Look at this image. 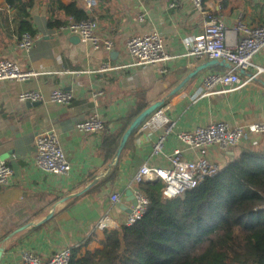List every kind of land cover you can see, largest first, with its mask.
Segmentation results:
<instances>
[{"label": "crops", "instance_id": "crops-1", "mask_svg": "<svg viewBox=\"0 0 264 264\" xmlns=\"http://www.w3.org/2000/svg\"><path fill=\"white\" fill-rule=\"evenodd\" d=\"M22 1L33 2L31 22L37 30L29 53L18 47L16 10L0 0V60L14 61L21 71L33 74L26 81L0 82V163H7L14 172L12 185L0 187V246L5 250L0 264L19 263L25 251L49 260L66 248L79 249L83 255L101 250L106 237L104 230L97 229L98 222L109 216L117 228L124 225L133 207V181L139 169L145 164L167 165L165 157L153 152L162 132L142 127L113 164L116 156L110 160L102 151L104 134L84 135L76 130L79 121L95 112L103 118L109 134L122 137L128 129L124 120L139 107L143 112L158 101H164L162 107L176 123V132L219 122L231 126L264 123V74L238 91L196 100L203 77L227 70L215 66L170 96L192 71L207 62L185 57L187 43L202 34L207 14L224 19L228 44L235 47L244 37L239 23L264 26V0L207 2L202 12L189 0H96L92 10L87 8V0H61L65 5L76 3L97 21L98 34L114 43L110 53L93 51L61 28H48L51 13L56 20L71 21L51 6V0ZM154 31L161 33L172 59L154 66H131L127 41ZM254 62L264 69V50ZM106 66L111 68L102 71ZM163 70L167 72L163 74ZM253 74L249 71L242 77L249 80ZM56 90L72 92L73 103L61 106L44 101L29 107L18 101L25 91H41L48 100ZM97 92L103 95L92 99ZM49 130L58 135L71 163L66 176L55 177L35 166V138ZM179 147L176 136H169L164 153L169 155ZM262 149L264 134L249 135L234 149L212 147L208 159L223 168L244 150ZM113 169L116 173L107 179ZM113 195H119L120 201L112 202Z\"/></svg>", "mask_w": 264, "mask_h": 264}, {"label": "built area", "instance_id": "built-area-1", "mask_svg": "<svg viewBox=\"0 0 264 264\" xmlns=\"http://www.w3.org/2000/svg\"><path fill=\"white\" fill-rule=\"evenodd\" d=\"M195 9L203 11L208 3H216L220 0H189ZM96 7V0H87V8ZM171 7H174L172 5ZM238 29L244 37L235 47L228 44V29L225 21L220 16L208 13L203 32L187 43L185 57L207 61H225L231 65L221 73L208 74L202 78L196 93V100L212 95L227 94L242 89L249 81L264 74V69L254 62V57L264 50V26L245 27L239 23ZM62 31L79 37L81 42L87 44L95 52L104 50L110 53L114 49V43L98 34V23L94 19L83 21L72 20L61 28ZM35 44V39L29 34H23L18 40L19 49L29 53ZM126 49L132 60L131 66L148 67L165 63L170 58L165 51V43L161 33L154 31L143 37H132L126 43ZM111 67L106 66L102 71ZM241 71H254L249 80H244ZM163 74L166 70L162 71ZM33 74L21 71L14 61L0 60L1 81H26ZM102 92L93 93L92 99L97 100ZM72 92L56 90L51 93L48 100L41 91H25L19 94L18 101L22 104L49 103L70 106L73 103ZM176 123L167 114V108L161 107L152 114L141 126L142 129L151 132H162L157 137L153 152L157 156L165 157V167H153L143 165L134 177L133 195L136 205L132 207L125 219L124 225L133 226L141 221L149 205L150 199L142 192L144 183L159 181L163 184L162 198L171 200L183 196L196 189L207 178L218 174L220 168L208 159V152L212 147L223 150L234 149L239 146L249 135L260 136L264 134V123H254L247 126H231L219 122L207 126L197 127L191 132H176ZM76 130L84 135H102L105 123L99 113L95 112L88 119L79 121ZM175 135L181 147L171 154L164 153V143L167 137ZM35 166L55 177L66 176L71 170L61 146L58 135L53 130L38 133L35 138ZM187 157V158H186ZM14 172L7 163H0V187H8L13 183ZM120 201L119 195L112 196V202ZM117 228L109 216L103 217L97 225L98 230ZM72 249L66 248L54 254L49 260L41 259L31 251H25L17 264H69L72 259Z\"/></svg>", "mask_w": 264, "mask_h": 264}, {"label": "trees", "instance_id": "trees-1", "mask_svg": "<svg viewBox=\"0 0 264 264\" xmlns=\"http://www.w3.org/2000/svg\"><path fill=\"white\" fill-rule=\"evenodd\" d=\"M16 10L18 34L35 38L31 22L33 2L5 0ZM51 6L66 18L89 19L76 3L51 0ZM66 23L49 16L48 28ZM124 120L125 129L142 112ZM102 151L116 156L121 135L103 133ZM116 173L113 169L107 179ZM163 184L141 185L150 205L133 226L105 229L103 248L97 252L72 250L69 264H264V149L244 150L217 175L207 178L183 196L164 200Z\"/></svg>", "mask_w": 264, "mask_h": 264}, {"label": "water", "instance_id": "water-1", "mask_svg": "<svg viewBox=\"0 0 264 264\" xmlns=\"http://www.w3.org/2000/svg\"><path fill=\"white\" fill-rule=\"evenodd\" d=\"M76 41H80L79 37L75 36ZM215 66H220V67H224L226 69H231V65L226 63L225 61H217V60H213V61H207L206 63L198 66L194 71H192L186 78L185 80L171 93L170 96H174L175 94H177L178 92H180L190 80H193L195 78H197L199 76V74L207 69L213 68ZM246 72L241 71V75H245ZM29 107H35L40 105V103H28L27 104ZM164 105V101H158L156 103H154L153 105H151L150 107H148L146 110H144L132 123L131 125L128 127V129L126 130V132L124 133L121 141H120V145L119 148L117 150L116 153V159L114 160L113 164H117L119 161V158L121 157L128 141L129 138L143 125V123L152 115L154 114L159 108H161ZM157 181H155L156 183ZM89 188V187H88ZM86 191H83L82 193H79L80 196L82 194H84ZM132 204L133 206L136 205V199L134 197V195H132ZM25 228L19 229L18 231H16L14 234H17L21 231H23ZM5 253V250L0 246V261L3 257V254Z\"/></svg>", "mask_w": 264, "mask_h": 264}]
</instances>
